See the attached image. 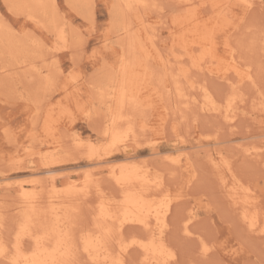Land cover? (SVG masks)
Masks as SVG:
<instances>
[{"label":"rangeland","instance_id":"rangeland-1","mask_svg":"<svg viewBox=\"0 0 264 264\" xmlns=\"http://www.w3.org/2000/svg\"><path fill=\"white\" fill-rule=\"evenodd\" d=\"M77 1L81 4L83 0ZM152 2L157 3V6L151 10L149 8L147 14L141 9L140 17L149 19L148 27L157 37L154 38L153 46L166 56L172 48L173 39L182 33L177 26L180 10L176 0ZM56 3L63 17L67 42L70 43L72 38H76L75 42H71L75 53L70 49H61L62 41L55 32L42 26L38 18L18 15L11 10L10 5L0 0V20L17 36H25L26 40L39 42L41 45V57L37 59H30L33 56L28 51H23V48L17 47L19 54L16 60L11 58V53L9 55L6 48L0 49V176L24 173L29 170L28 165H33L30 163H34L37 170H46V164L56 160L54 165H51L56 171L37 176L40 181L46 183L53 176L59 182L72 178L81 184L87 178H92L93 183L96 181L101 184L108 196L115 195L119 199L120 190L107 174L111 165L117 166V161L100 166L99 169L85 165L92 146L95 156L111 159L121 155L119 151L114 150L109 138H103L99 134L108 124L109 113L106 106L96 100V86L107 85L108 74L112 73V69L117 72L121 65L119 50L125 40H122L123 36L118 37L119 23L115 21L112 25L114 0H92L91 7L87 4L85 6L84 3L83 10L90 9V19L83 13L79 14L67 0H56ZM233 11L235 16L241 17L240 7ZM211 14L212 12L206 13L204 18H209ZM234 30L226 33L228 37L218 34V48L222 51L225 38L227 42L230 41L244 62L252 64L256 86L245 84L242 86L243 90L238 92L230 82L216 80L206 73L192 72L190 76L193 81L206 85L213 98L221 104L226 105V100L237 92L239 98L241 95L245 100L242 104L250 109L254 102H257V98L264 99V3L245 20L236 21ZM36 46L37 44L33 47ZM151 65L154 66V76L150 79L149 90L144 94L143 108H129L127 112L135 113L138 127L148 128L146 133H139L135 141H130V144L137 146L136 153L141 157L150 155L139 159V163L145 162L153 172L164 177L165 188L157 197L162 204L171 201L167 213L169 226L166 240L176 258L169 264H264V239L247 232L238 218V212L231 207L221 189L219 174L213 172L209 163L211 154L221 157L224 161H230L236 178L243 184L247 181L248 184L245 182V185L254 187V184V189L259 190V193L257 189L256 192L264 208V158L262 162L252 161L243 154V149L264 144V128L251 119L244 118L238 121L239 124L235 128H231L220 116L203 113L198 108L186 109L175 90L173 74L175 75L176 69L164 68L158 63ZM33 66L42 73V79L49 77L51 71H55L54 68H60L63 73L60 77L56 75L58 78L51 87L40 88L42 82L36 78L32 79L35 77L32 75L33 69H30ZM10 75L12 78L9 80ZM179 77L183 91L187 92L188 79L181 75ZM73 89L78 90V94L73 95ZM50 113L55 121L51 125L55 124L58 128L57 137L61 146L40 145L41 137L45 134V120ZM144 115L148 120H145ZM21 143L30 146V149L24 154L21 153L24 165L18 168L10 159L18 152V145ZM79 143L82 146H78ZM198 144H201V147L196 148ZM153 149L162 154L153 155ZM167 156L179 158L181 162L173 163ZM185 157L191 160L190 168L185 166ZM20 175L10 182L29 183L31 180L28 175ZM224 175L223 173L222 176ZM0 196V208L4 213V232L13 242V234H17V224L20 220L13 211L16 200L11 193L0 192ZM86 203L90 204L89 207L81 200L74 202L73 205L77 206V209L76 212H71L72 230H75L73 233H76L78 238L85 230L92 229L97 219L95 215L99 208L95 194H92ZM190 212L193 213L189 215ZM188 217L193 234L195 233L190 237L183 231L184 219ZM143 232L139 226L127 224L124 235L129 238L131 234ZM204 243L213 247L208 255L202 254ZM225 246L237 248L241 252L239 251L236 259L227 258L222 251ZM127 264H141L140 254L135 248L131 250Z\"/></svg>","mask_w":264,"mask_h":264},{"label":"bare ground","instance_id":"bare-ground-1","mask_svg":"<svg viewBox=\"0 0 264 264\" xmlns=\"http://www.w3.org/2000/svg\"><path fill=\"white\" fill-rule=\"evenodd\" d=\"M67 1L79 14L83 13L87 18L91 16L90 9L83 10L84 6L82 5L85 3V6L91 7L92 0H83L81 4L77 0ZM4 2L10 5L12 8L10 9L18 15L38 18L42 22V26L44 25L55 32L58 39L62 41L61 49H70L71 52H76L74 45L71 44V42H75L76 38H72L70 43L67 42L64 22H62L63 17L56 0H4ZM176 3L180 10L177 26L182 33L173 39L172 48L166 56L153 46L157 37L156 33H153L148 27L149 19L140 17L141 9L147 14V10L156 7L157 3L155 4L152 0H114L112 6V25L115 21L119 23L118 37L123 36L122 40H125L126 43L123 41V46L119 50L121 65L117 72L112 69V73L108 74L107 85L94 86L98 89V97L96 96L98 99L96 100L106 106L109 113L107 115L108 124L99 131V134L103 138H109L114 150L119 151L121 155L111 159L95 156L94 146L90 147L89 144L90 152L85 165L98 168L117 161V166L111 165L107 174L120 190L119 199L115 195L108 196L101 184L96 181L93 183L92 178L83 180L84 182L81 184L72 178L59 182L53 176L46 183L40 181L37 176L56 171L51 166L56 160L47 163L46 170H37L34 163H30L33 165H28L29 170L24 173L1 175L0 192L12 194L16 200H14L13 211L16 213L15 216L20 218L17 224L18 232L13 234L15 239L12 242L4 232V213L0 208V262H3L2 264H127L128 256L133 248L139 252L141 264H169L175 260L176 254L166 240V231L169 226L167 213L170 210L171 201L162 204L157 197L165 188L164 177L153 172L145 162H142L144 165L140 164L139 159H145L150 155L141 157L136 153L137 146L130 144V141H135L138 138L139 133H146L148 129L144 126L138 127L135 113L127 111L129 108L132 110L143 108L144 94L149 90L150 79L154 76L152 63H158L164 68L176 69L174 70L175 75L173 74L175 90L182 98L186 109L198 108L203 113L220 116L231 128H235L242 118L251 119L264 128V99L257 98V102H254L252 108L248 109L242 104L245 100L241 98V95L239 98L236 92L226 100V105H223L213 98L206 85L193 81L190 76L192 72L206 73L216 80L230 82V85L238 92H241L242 86L245 84L251 86L256 84V75L252 64L244 62L235 47L230 41L227 42L226 38L223 43L224 48L220 51L217 37L218 34L228 37L226 33L234 30L236 21L245 20L252 11L263 6L264 0H176ZM238 7L241 8V17L235 16L233 11ZM208 12H212V14L206 19L204 15ZM233 19L235 20L233 21ZM34 42L26 40L25 36L24 38L17 36L7 24L0 20V49L6 48L8 54L11 53L12 59L16 60L19 54L17 47L23 48L25 52L28 51L33 56L30 59L41 57V51H39L41 45L39 42H35V44ZM36 44L37 46L34 48L33 46ZM30 69H33L32 75L35 76L32 79L36 78L43 83H40V88L42 86L51 87L58 78L56 75L60 77L63 73L60 68H54L55 71L52 70L49 77L46 76L45 79H42V73L39 70L34 66ZM180 75L188 79L187 92L183 91L180 84ZM8 78L10 80L12 76L10 75ZM73 91V95L78 94V90L73 89ZM95 94L97 93L95 92ZM68 103L71 104V102ZM35 104L37 105L36 102ZM45 122V134L41 137L40 145L61 146L58 142L59 137H57L58 128L54 126L55 124L51 125L52 122H55L51 113L48 114ZM77 145L82 146L81 143ZM174 145L176 146V144ZM197 146L201 147V144L196 145V148ZM29 149L30 146H25L24 143L19 144L18 152L10 160L18 168H21L24 165V157L22 158L21 153L24 154ZM152 152L153 155L162 154L155 149ZM243 154L252 161L262 162L264 144L243 149ZM211 155L209 163L213 172L216 175L219 174L220 186L228 198L227 201L238 212L240 216L238 218L247 232L252 236L256 235L264 239V208L261 206L262 201L256 192L257 188L254 189L256 186L254 184V187L245 185L247 181L243 184L236 178L230 161H224L221 157ZM170 161L181 162L179 158L173 157ZM190 162V158L185 157L187 168L191 167ZM85 168L87 169V167ZM223 173L224 176H222ZM20 174L31 177L29 183L10 182L13 178L21 176ZM227 177L228 180H226ZM92 194H95L98 199V213L97 215L94 213L97 219L94 227L85 230L78 238L77 235L75 236L76 233H73L75 230H72L71 212L77 209V206L75 207L73 204L81 200L88 205L86 202L89 201ZM192 213L190 212L189 215ZM127 224L137 225L144 232L131 234L130 237L128 235L129 238H126L124 234ZM183 231L189 237L195 235L189 217L184 219ZM240 246L242 245L240 244ZM212 248L207 243L202 244V254L208 255L213 250ZM222 251L227 258L236 259L240 250L225 246ZM80 254L82 258H80Z\"/></svg>","mask_w":264,"mask_h":264}]
</instances>
